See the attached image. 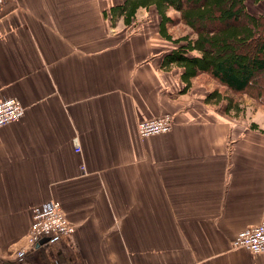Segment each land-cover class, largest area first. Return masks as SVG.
<instances>
[{"label": "crops", "instance_id": "crops-1", "mask_svg": "<svg viewBox=\"0 0 264 264\" xmlns=\"http://www.w3.org/2000/svg\"><path fill=\"white\" fill-rule=\"evenodd\" d=\"M123 1L0 9V102L25 107L0 127V264H264L233 247L264 222V128L207 104L199 77L184 92L182 70L160 68L172 47L154 8L105 18ZM163 114L172 130L140 137ZM53 201L75 233L17 255L33 207Z\"/></svg>", "mask_w": 264, "mask_h": 264}, {"label": "trees", "instance_id": "trees-1", "mask_svg": "<svg viewBox=\"0 0 264 264\" xmlns=\"http://www.w3.org/2000/svg\"><path fill=\"white\" fill-rule=\"evenodd\" d=\"M262 1L254 0V4ZM151 8L159 16L161 38L172 46L160 68L181 69L184 92L204 74L229 92L264 100V12L251 13L247 0H124L104 16L112 26L119 21L131 26L140 9ZM180 24L185 30L176 36L174 30ZM222 101L227 102L228 114L241 111L232 97L218 89L205 98L211 105Z\"/></svg>", "mask_w": 264, "mask_h": 264}, {"label": "built area", "instance_id": "built-area-1", "mask_svg": "<svg viewBox=\"0 0 264 264\" xmlns=\"http://www.w3.org/2000/svg\"><path fill=\"white\" fill-rule=\"evenodd\" d=\"M9 0H0L1 7ZM25 114V107L16 98L0 102V127L19 121ZM174 125L171 114H163L152 120L138 123V133L142 138L169 133ZM79 151L78 143L75 142ZM33 223L26 239V246L17 255L22 256L38 247L46 237H60L75 233L74 226L68 220L59 201H53L49 207L35 206L32 209ZM235 248H245L253 254L264 253V222L241 231L233 242Z\"/></svg>", "mask_w": 264, "mask_h": 264}, {"label": "rangeland", "instance_id": "rangeland-1", "mask_svg": "<svg viewBox=\"0 0 264 264\" xmlns=\"http://www.w3.org/2000/svg\"><path fill=\"white\" fill-rule=\"evenodd\" d=\"M250 8L257 13L259 10L263 9L261 5H250ZM131 30V29H130ZM185 28L183 25H178L175 30L174 34L181 35L184 32ZM130 32V31H129ZM170 45V44H169ZM171 46V45H170ZM172 47V46H171ZM199 85H205L208 87L209 91L212 92L213 90H220L222 93H226L230 97L236 101L241 107V111L236 113L232 110L229 114L226 112L227 102L222 101L217 106L223 108L228 116L233 119L239 120L240 122H244L248 125L256 124L257 129L260 126L264 128V100L255 99L248 94H236L227 91V89L223 88L221 85L218 84L212 77L208 75H201L197 81Z\"/></svg>", "mask_w": 264, "mask_h": 264}]
</instances>
